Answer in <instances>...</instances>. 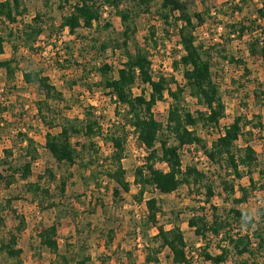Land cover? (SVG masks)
<instances>
[{"label":"trees","instance_id":"1","mask_svg":"<svg viewBox=\"0 0 264 264\" xmlns=\"http://www.w3.org/2000/svg\"><path fill=\"white\" fill-rule=\"evenodd\" d=\"M69 1L64 3H69ZM152 1L154 0H102V2L77 0L70 3L69 14L62 18L59 28L56 27L57 30H62V33L66 29L69 34L77 36L79 29H91L95 22L100 21L103 6L111 7L121 17L124 30L121 34L122 40L121 42L118 40L116 46L121 49L124 61L118 69L117 77L110 74L111 65L104 64L100 67L101 80L97 85L104 91H110L109 93L115 97L116 114L119 117L122 116L124 121L104 130L101 121L93 112H85L84 118L66 116L60 107L65 103L63 90L51 81L50 76L44 74L42 68L26 69L22 72L24 82L28 85L39 86L44 93L43 98L37 101L36 115V118H39L48 129L44 135V149L56 163L73 166L78 159L83 158L87 150L91 152L95 161H101L97 138L112 143L114 147L112 155L109 158H103L105 162L111 161V164L102 173L116 183L114 195L119 196L122 191L129 192L131 188V183L126 179V169L122 164L127 140V135L125 136L123 133L128 132L127 127H130L148 151L145 162L135 172L134 182L140 186L138 199H142L149 187L161 195L172 194L184 185L191 189L194 187L204 188L206 196L201 202L211 209L212 218L210 219L205 214L194 213L188 219V225L194 229L195 234L206 240L205 246L201 249L202 256L206 260L222 264L234 252L240 257H246L241 259L242 264H259L257 262L258 254L264 251V224H261V222L264 223V208L260 207L261 220L258 226L252 230V224L256 222L255 218L237 206L248 200L249 193L257 187V182L251 178L249 187L242 186L240 188V197L235 196L236 184L234 182L257 170L262 176L261 178L264 179V168H261L259 153L250 141L256 136L255 129L263 133L264 123L261 116H257L258 120L237 116L231 124L224 127V134L214 139L210 147L204 143L196 129L199 125L205 128H221L220 120L224 117L226 108L223 102L222 86L215 71V67L221 61H231L234 64L242 65L243 74L240 76V80H246L247 84L255 83L253 91L255 100L264 104V90L257 80L249 78L251 71L245 60H237L226 54L228 41L242 39L247 35L250 37L247 47L249 55L252 57L264 56V29L259 23L260 20H264V7L258 10V19H247L248 22L242 20L231 22L228 32L221 35V42L205 44L199 40L196 30L210 21L218 23L215 21L217 14H213L212 9L192 12L190 9L191 0H159L160 17L166 26L176 28L179 45L182 46V54L179 61L176 62L182 66L185 82L177 84L178 82L172 75L159 74L158 78H155L153 62L148 50L137 47V52L133 53L130 48V41L135 40L137 32L136 19L141 13L151 12L149 5ZM229 1L227 4H231L230 9L238 12H241L243 5L248 3V0ZM123 4H129L128 8L121 10L120 7ZM46 5L48 7L49 2ZM216 11L219 13L224 10L217 8ZM27 12L28 8L24 0L0 1V55L5 53V46L9 41L15 52L25 49L34 55H42L47 46L55 47L59 43L62 33L55 34L52 30L55 28L53 24L46 27L42 14H37L30 22L19 21L18 17L24 16ZM17 23H20L21 27L13 29L11 25ZM110 26L111 24L106 22L105 28ZM258 29H262L261 36L255 34ZM47 30L50 31L47 35L48 39H53L55 42L52 40L45 42L41 39ZM149 33L144 38L146 45L149 49L157 51L160 45L163 46L160 42L164 41L166 36H159L155 26H150ZM101 47L105 51L108 45L103 43ZM58 57L61 58V55L58 54ZM213 58L216 60H212ZM63 61L62 64L56 60L61 68L71 63V60H68L66 56ZM17 64L18 60L15 55L9 59H0V68L5 70L10 77L20 69ZM173 83L177 84L175 90L171 89ZM140 84L150 88L149 94L145 91L139 95L134 93L135 87ZM186 90L197 99L201 106L206 108L205 111L192 112L181 104ZM166 92L172 94L173 100L167 119L163 122L157 118L154 106L165 99ZM8 110L9 107L3 108V111ZM6 124L10 125L8 122ZM1 127L3 126H0V136H2ZM54 129H58V131L53 132ZM75 137H83L86 142H78L80 148H77L72 141ZM240 139L245 141L244 146H238ZM12 143L11 147L4 149V155L0 158V184L4 182L6 187H10L19 180L28 181L32 176L33 162L39 155L37 141L28 129L19 130L12 138ZM158 143H160L159 146H157ZM193 144H197L205 150L211 163L216 165L215 171L223 169L228 176L225 182L227 193L225 199L226 202L230 200L233 204L229 208L220 211L213 204L215 186L206 172L199 170L196 166H188L183 169L181 149ZM16 151L20 158L16 157ZM156 162L166 164L168 170L156 169L154 167ZM45 176L48 177L49 182L57 181V174L50 168L46 169ZM67 185L68 180L65 176H61L56 184V192H53L51 185L46 186L40 181H28L26 192L31 195V201L36 203L40 209H54L63 205V198L67 197ZM259 187L264 189V185ZM58 198L61 199V202L57 200ZM10 203L11 200L7 199L5 205H0V234L5 229L3 212ZM146 206L148 222L154 226L157 225L158 215L163 212L157 198L148 199ZM201 209L205 210L206 207H201ZM73 210L74 208L71 211ZM25 225V219L21 216L18 225L13 230H9L7 238L0 239V264L2 254L18 261L21 260L22 249L18 247V238L24 231ZM38 237L41 245L56 253L58 264H72L80 255L79 252L73 251L75 245L66 244L65 249L61 248L56 223L44 226ZM155 237L160 241L162 248H168L171 251L176 264H191L190 247L179 226H174L169 230L159 226L158 234ZM212 238L218 240L216 247L221 252L217 255H213L209 250ZM112 241L113 231L108 236L106 247ZM190 249L195 251L194 247ZM155 259V257L148 258L152 262ZM89 260L90 256H83L78 263L86 264Z\"/></svg>","mask_w":264,"mask_h":264},{"label":"rangeland","instance_id":"2","mask_svg":"<svg viewBox=\"0 0 264 264\" xmlns=\"http://www.w3.org/2000/svg\"><path fill=\"white\" fill-rule=\"evenodd\" d=\"M66 1L24 0L28 12L18 19L30 22L34 16L42 14L46 27L53 24L55 26L52 29L53 32L55 34L62 33V30H57L56 27L59 28L62 18L69 14L70 3L77 0L64 3ZM97 1L102 2V0ZM228 1L191 0L190 9L192 12L212 9L213 14L214 12L217 14L215 21L218 23L210 21L209 25L196 32L199 40L205 44H214L215 38L225 35L231 22L240 20L248 22L247 19H258V10L264 7V0H248V3L243 5V10L238 12L230 9L231 4H227ZM47 2H49L48 7ZM159 5V0L152 1L149 5L151 12L141 13L136 19L137 32L135 40L130 41V48L133 53L137 52V47L148 50L156 74L172 75L178 82L177 84H184L182 66L177 63L182 54L179 48V37L176 28L166 26L160 17ZM128 6L129 4H123L120 9L125 10ZM217 8L224 11L216 13ZM106 22L111 24L109 28H105ZM11 26L14 29L21 27V24L17 23ZM150 26L157 28L159 36H166L164 41L160 42L163 46L160 45L157 51L149 49L144 40L150 34ZM123 30L121 17L111 7L103 6L100 21L95 22L91 29H79L77 36L69 34L65 29L57 46H47L43 55H34L25 49L15 52L12 43L10 41L6 43V52L0 57L1 60L9 59L15 55L18 60L17 66L19 65L20 69L10 77L5 70L0 68V88H4V91L0 92V126H3L1 127L2 136H0V158L4 155V149L13 145L14 135L19 130L28 129L37 141L39 148V155L33 162L32 176L28 181H40L46 186L51 185L53 192H56V184L61 176H65L68 185L67 197L63 198V205L54 209L42 210L31 201V195L26 192L28 181L19 180L10 187H6L4 182L0 184V205H5L7 199L11 200L10 205L3 212L5 229L1 232L0 239L7 238L9 230H13L18 225L21 216L26 222L25 229L18 238V247L22 249L21 260L18 261L2 254L1 264H58L56 253L41 245L38 237L42 228L52 223H56L58 226V241L61 248L65 249L66 244L75 245L73 251L80 253L72 264H79L78 261L87 255L90 256V260L86 264H176L171 251L168 248H162L160 241L155 237L158 234L159 226H163L167 230L174 226L181 228L189 247H194L195 250L193 252L189 248L191 264H216L202 256L201 249L205 246L206 240L199 238L194 229L188 225V219L194 213L205 214L210 219L212 218L211 209L201 202L206 196L204 188L194 187L191 189L184 185L172 194L161 195L149 187L142 199H138L140 186L134 182L135 172L145 162L148 154L147 149H144L140 142L126 140V151L122 164L126 169V179L131 183V188L129 192L122 191L119 196L114 195L116 183L102 173L111 164V161L105 162L103 158H109L112 155L114 151L112 143L97 138L101 161H95L91 152L87 150L83 158L78 159L73 166L56 163L44 149V135L48 129L39 118H36L37 101L43 98L44 93L39 86L26 84L22 72L26 69L42 68L44 74L50 76L51 81L63 90L65 103L60 107L66 116L84 118L85 112H93L101 121L104 130H108L112 125L122 123L124 119L116 114L115 97L109 93L110 91H104L97 85L101 80L99 68L104 64H109L112 66L110 74L117 77L124 57L116 44L118 40L121 42ZM166 30L169 31V35ZM49 32L47 30L41 39L45 42L49 40L55 42L53 39H48ZM249 40L250 37L246 35L242 39L228 41L226 54L237 60H245L251 71L249 78L257 80L264 90V57L249 55L247 51ZM103 43L108 45L105 51L101 49ZM68 46L70 47L66 49L65 47ZM57 51L60 53H56ZM58 54L61 55V58L58 57ZM64 56L71 60V63H65L66 66L61 68L58 63L64 62ZM162 64L166 66L163 69ZM215 71L222 86L223 102L226 108L225 115L220 120V126L225 127L231 124L237 116H246L253 120H258L257 116H261L264 123V104L258 103L253 93L256 84H247L246 80H240V76L243 74L242 65L234 64L231 61H221L215 67ZM237 81L238 83H235ZM177 84L173 83L171 89L175 90ZM143 91L149 94L150 88L140 84L134 89L136 95ZM172 100V94L166 92L165 99L154 106V112L160 121H166ZM181 104L192 112L206 110L195 97L190 95L188 90L183 94ZM4 107H9V110L3 111ZM6 122L10 125L7 126ZM206 129L199 125L196 130L204 143L209 146V143L212 144V140L208 139ZM57 131L58 129L53 130V132ZM127 131L123 135H128L132 129L127 127ZM255 132L256 136L250 141L259 153L261 168H264V129L263 133H260L258 129H255ZM72 141L75 147L80 148L78 142H86V139L75 137ZM244 144V140L238 141V146L241 147ZM15 154L17 158H20L18 151ZM181 157L183 169L188 166L204 168V172L214 182L213 204L220 211L233 205L232 201L226 202L225 199L227 196L225 182L228 176L223 169H220L219 173L215 171L216 165L211 163V160L207 166H200L195 161L193 152L188 145L181 149ZM154 167L161 171L168 170L167 165L162 162H156ZM4 168H6L5 165ZM47 168L57 174V181L49 182L50 180L45 176ZM261 177L257 170L234 182L236 184L235 196L237 197L241 196L240 188L242 186H250L251 178L257 182V187L250 191L248 200L237 205L255 218L256 222L252 224V230L258 226L261 220L260 207L264 208V189L259 187L264 185V179ZM152 197L157 198L163 210L159 213L155 226L148 222L146 206V201ZM57 200L61 202L60 198ZM201 207H206V209H201ZM73 208L75 211H71ZM261 224L264 223L261 222ZM111 231H113V241L106 247ZM211 242L210 252L213 255L219 254L221 251L216 247L218 240L212 238ZM258 256L257 262L264 264V251ZM149 257L156 259L152 262L148 260ZM242 258L246 257H240L233 252L222 264H242Z\"/></svg>","mask_w":264,"mask_h":264},{"label":"built area","instance_id":"3","mask_svg":"<svg viewBox=\"0 0 264 264\" xmlns=\"http://www.w3.org/2000/svg\"><path fill=\"white\" fill-rule=\"evenodd\" d=\"M214 14H215V12H214ZM259 23L263 27L262 29H264V20L263 21L260 20ZM207 25H209V24L207 23V24H205V25H203L201 27H198L196 32H198L199 30L205 28ZM220 26H222V25H220ZM262 29H258L255 34L258 35V36L259 35L261 36L262 35ZM215 39H216V41L214 43L221 42V35H219L218 38H215ZM179 48L182 49V46L179 45ZM43 53H42V55H43ZM162 65H163L162 69H163V67H166L165 64H162ZM152 68H153V71L155 72V78L157 79L159 74H156V71L154 70V64L152 65ZM3 91H4V88H0V92H3ZM22 130H25V129H22ZM206 131H207L208 139L213 141L214 139H216L220 135L224 134L225 128L221 127L220 129H217V128H214V127H208L206 129ZM128 140H136V141L140 142L139 139H138V136L133 133V130L128 133L127 141ZM141 145H142V147L144 149H146L145 146L142 143H141ZM210 146H211V143H209L208 147H210ZM184 147H187V146H184ZM188 147L192 150L195 161L197 163H199L200 166H202V165L207 166V164H208L210 159H209V156L206 154L205 150L203 148H201L200 146L196 145V144L188 145ZM197 168L199 170L204 171V168H200V167H197Z\"/></svg>","mask_w":264,"mask_h":264},{"label":"crops","instance_id":"4","mask_svg":"<svg viewBox=\"0 0 264 264\" xmlns=\"http://www.w3.org/2000/svg\"><path fill=\"white\" fill-rule=\"evenodd\" d=\"M5 52H6V46H5ZM1 56H3V54H2V55H0V57H1ZM258 57H261V56H258ZM263 57H264V56H263ZM0 59H1V58H0Z\"/></svg>","mask_w":264,"mask_h":264}]
</instances>
